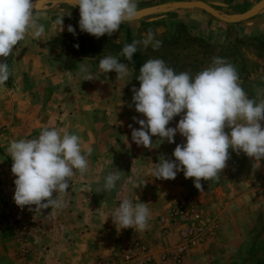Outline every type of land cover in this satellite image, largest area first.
I'll list each match as a JSON object with an SVG mask.
<instances>
[{
  "label": "clouds",
  "instance_id": "1",
  "mask_svg": "<svg viewBox=\"0 0 264 264\" xmlns=\"http://www.w3.org/2000/svg\"><path fill=\"white\" fill-rule=\"evenodd\" d=\"M71 5L78 6L80 31L96 38L111 36L120 31L122 24L137 18V0H72ZM35 11V0H0V86L11 74L3 60L28 34L37 41L45 35V27L36 22ZM63 17L56 21L60 32ZM67 31L76 35L71 25ZM140 45L158 50L162 41L148 31L142 40L124 45L120 53L124 61L132 62ZM120 61L116 56H105L99 61V69L104 74L115 72L116 77L125 80L130 73L129 63ZM81 74L83 81L95 79L87 65H80ZM136 79L139 87L132 89V101L144 119L133 118L140 127L132 129V142L152 148L153 136L172 144L177 133L185 141L174 148L173 160L161 158L153 164L150 177L173 180L182 171L185 178H194V187L202 192L200 181L219 178L230 159L229 149L253 158L257 167L264 159V100L257 102L248 97L237 70L224 58L213 57L211 64L194 76L187 71L177 73L163 59H149ZM177 116L180 119L176 126L169 127ZM92 151L91 146L82 145L78 135L56 128H44L36 138L12 141L8 153L15 177L14 203L22 209L35 206L36 212L50 207L63 209L67 206L63 196L67 195L69 181L76 171H87V157ZM118 172L105 177V191L116 187ZM108 218L116 229L143 232L150 226L151 212L147 203H134L126 197L105 220Z\"/></svg>",
  "mask_w": 264,
  "mask_h": 264
},
{
  "label": "crops",
  "instance_id": "2",
  "mask_svg": "<svg viewBox=\"0 0 264 264\" xmlns=\"http://www.w3.org/2000/svg\"><path fill=\"white\" fill-rule=\"evenodd\" d=\"M143 1H137V9L144 8L141 4ZM35 17L38 24L48 28V32L45 31L42 38L43 42L53 40L57 34L69 33L60 32V30L56 32L60 26L57 27L54 24L56 21L48 19L46 14H39ZM26 37H29L30 40L33 39L31 34ZM43 52L47 55L46 58L36 53L30 54L23 51L18 56L15 55L16 58H21L23 66L21 73H25L29 78V83L26 86L27 91L20 97L22 104L29 106L26 107L28 112L31 111L30 106H36L31 108L38 112L40 120L37 122H41L38 129L56 128L61 130V121L70 119L78 121V124L81 123L79 129H74L70 125V130L67 132L78 134L82 143L85 142V145L91 146L93 151H98L102 159L96 164L90 157L87 169L89 171H86L85 176L70 179L67 195L63 196L64 200L68 202V206L59 210L53 207L52 209H42L40 212L35 211V215L44 220L40 227L42 233L50 230L44 218L56 219L59 222L63 218L62 223L68 219V225L62 224L63 226H61V222H53V227L57 229L56 232L62 233V229H64L68 233L67 239L61 238L58 243L54 240L53 249L55 251L53 254L48 255L49 258L46 254L39 255L35 264H96L100 260L113 256L132 240L149 243L154 240L157 233L158 217L165 215L177 202L188 198L196 204L203 224L205 221H209L211 226L207 230L209 236L205 242L192 250L181 264H251L256 261L253 255L258 258L262 257L261 250L264 247V159H261L257 167L253 158L247 157L243 152H233L229 149L230 159L221 175L218 179L209 181L202 179L200 183L203 191L201 192L194 187V178H185L182 171L173 180L150 177L154 168L153 164L159 163L161 158L173 160L174 148L177 144L182 145L185 142L184 137L179 133L174 137L175 143L172 144L166 140L161 142L158 137L153 136L152 148L135 146L139 156L137 163L132 165L134 168H138L137 175L123 180L118 187V192H114V188L111 191H105V177L102 176L103 167L105 169L107 167L105 159L113 158L112 154L118 153L122 147L124 149L133 147L135 143L131 140L132 130L129 126L133 124V127L138 129L140 125L126 120L124 113L118 111V108L116 109L117 115H115V109L110 108V100L101 95L99 100H95L99 102L100 112L95 109L92 111L91 101L86 100L90 96L86 82L83 81V78L77 79L78 65L66 68L63 63L56 62V59L50 56L51 54L60 56L61 52L56 48H49ZM28 57L31 61L37 59V64H24L29 59ZM240 84L243 89L248 86V91L245 92L249 98L257 102L264 100L263 72L240 82ZM73 96L75 99L76 97L79 99L73 100ZM117 99L115 104L124 103V99ZM88 103L90 109L81 117L77 109L80 105ZM60 112H63V115H60ZM179 119V116L174 117L168 126L175 127ZM261 124L264 127V121ZM115 127L117 128L115 129ZM119 127L122 130H119L116 136L114 131ZM238 156H241L242 160L238 159ZM111 161L108 162V165L113 163ZM96 168L100 169L97 173L94 172ZM135 185L139 186L136 188ZM136 196L140 202L148 204L151 212L150 226L147 230L143 232L131 228L119 230L115 228L111 218L105 220L106 216L116 205L118 206L119 201L123 198L127 197L134 203H138ZM57 198H61L60 194L57 195ZM202 201L205 202L204 207L200 205ZM19 211L25 219L31 215L23 209ZM39 236L42 237V235ZM39 241L42 240L38 239ZM176 241L177 234L174 232L160 243L161 246L162 244L173 246ZM42 245L38 246L40 250ZM258 251L260 256L256 255ZM3 259L0 256V264H13V260ZM154 264L173 263H161L156 259ZM258 264H264V259Z\"/></svg>",
  "mask_w": 264,
  "mask_h": 264
},
{
  "label": "rangeland",
  "instance_id": "3",
  "mask_svg": "<svg viewBox=\"0 0 264 264\" xmlns=\"http://www.w3.org/2000/svg\"><path fill=\"white\" fill-rule=\"evenodd\" d=\"M195 1L207 4L222 16L236 17L246 14L253 6L263 0H144L141 3L143 4L144 8H140L137 10L160 7L174 2ZM39 14L48 15V19H51V21H57L59 17L64 16L62 18V32H68L67 27L69 25L75 28L76 20L79 19V10L75 7L68 5L45 6L39 8L34 13L35 16H38ZM164 17L165 22L163 23L165 26H167V20H173L177 23L186 22L185 24H188L190 26L189 32L192 35L194 34L193 30L197 31V29L206 28L208 24L207 20L209 19L211 20L209 22L210 30L207 29V34L211 35L210 38H208L207 40L212 44H216L215 46L217 48L225 46L227 42L225 38V35L227 34L226 24L219 22L218 20L210 17L206 13L197 9L178 10L166 15L149 17L142 20L128 22L126 24H129L131 30L135 31L139 23L142 21L157 22L158 20L160 25H155L152 29L157 33V36H161L166 34L167 32V27L166 29H164L159 19ZM54 24L59 27L56 22H54ZM235 26L237 27H234L233 29L234 34H236L242 39L251 35L263 34L264 36V9L260 10L258 14L249 21H246L241 24H235ZM59 30L60 27L56 30V32H58ZM123 30L120 29V31L114 32L111 36L105 35L99 38L94 37V41L103 43L105 40H108L112 44H109L107 49L112 50V53H115L118 49L120 50V34ZM45 31L48 32L47 27H45ZM58 35L60 34H57V36ZM54 39L51 41L44 42L42 40H38L37 42V40L35 39L30 40L29 37H26L25 40L21 41L17 45L16 49L12 52V54L3 60L6 61V63L9 65L11 74L6 84L4 86H0V256L1 258H4L3 260H13V264H35L38 258L40 257L39 255L42 254H46L47 258H49L48 255L53 254V252L55 251L53 249L54 240H56V243H58L61 238L65 240L68 237V233L65 232L64 229H62V233H60V231L56 232L57 229L56 227H53V222H59V220L52 218H44L47 226L50 227V230L46 231L45 233H42L40 227L44 220L41 219L39 216L35 215V206H25L23 208V211L27 212L28 214H31L26 219L20 215L21 211L19 210H22V208L18 207L13 200V181L15 177L11 173L12 162L8 153V147L12 141L36 138L42 130L38 129L41 125V122H37L40 120L38 112L32 109L36 106H30L31 111L28 112L26 107L29 106H24V104H22L20 100L22 93H26L27 91L26 86L29 83V78L25 73H21V70L23 68L20 61L21 58H16L15 55L18 56V54H20V52L22 53L23 51L24 53L30 54L36 53L39 54L41 57L46 58L47 55H45L43 51L52 48L51 44ZM246 43L249 46V49L254 50L249 40H247ZM58 50L61 52L60 56H54L52 54L50 56H53V58L56 59V62H60L65 65L66 60L63 59L65 58L64 52L60 49ZM255 50L258 52L257 49ZM246 55L248 57H251L252 53L248 51V49H246ZM50 56H48V58H50ZM105 56H108V54L96 56L86 61H76L78 63L69 62V65H71V67H74L76 64L78 65V67H80L81 64L87 65L89 71L93 74L95 78L92 80L85 81L87 85V90L90 94L89 97L85 98L86 100L91 101L90 105L92 106V111L95 109L100 112L99 102H96L95 100H99L98 98L101 95L102 97H105L110 100L109 105L110 108L112 107V109H115V115H117L116 109L118 108V111H120L122 114L124 113V118L128 121L135 122L133 118H135L136 120L144 119L142 114H139L135 111L134 104L132 101V89L134 87H139V81L136 79L139 74H136V72L130 66L129 76L125 80H120L118 77H116L115 72H108L107 74L102 73L99 69V61ZM28 58V63L26 61L24 64H37V59L31 61L30 57ZM77 76V79L83 78L82 74ZM247 87L248 86L244 88V91H248ZM73 97V100L79 99L78 97H76V99L75 96ZM117 98L124 99V103L115 104L118 100ZM90 105L88 103L87 105H80L78 107L77 112L81 114V117L86 114V111H89ZM60 115H63V112H60ZM70 125H72L74 129H79L81 127V123L78 124V121L70 119L69 121H61L60 129L68 131L70 130ZM133 126L134 125L132 124L130 130L134 128ZM116 128L117 127H115V129ZM119 130H122V128L119 127L117 130H115L114 135L117 136V132H119ZM73 133L76 134L75 132ZM82 145H85V142H83ZM135 146L136 144H133V147L130 146V148L124 149V147H122L121 149H119L118 153L112 154L113 158H106V161L103 160L104 162H107L106 169L104 167L102 169L103 178L109 174H116L117 170L119 171L118 174L120 176V180L117 181L116 187L114 188V192L119 191L118 187L120 186L123 180H126L128 177L137 175L136 172L138 171V168H134V166L132 165L134 163H137L139 156ZM90 157H92L91 160L95 163H98V161L102 159V156L100 155V153H98V151H93L92 154L87 157L88 161L90 160ZM238 159L242 160L241 156H238ZM110 160H112L113 163L108 165V162ZM99 170V168H96L94 169V172L97 173L99 172ZM88 171L89 170H87V172ZM85 173L81 174L79 171H76L75 175L72 178L83 177L85 176ZM200 205L204 207L205 202L202 201ZM50 208L52 209L53 207ZM62 219L63 218H61V220ZM61 220V226H63L62 224L68 225V219H66V222L64 223H62ZM39 235H42L43 238ZM38 239L42 240L39 241L41 242L40 244H43L41 250L38 248L40 244H36L39 243ZM44 247L46 248L44 249ZM24 251L25 253H23ZM261 253V258H258L253 255L254 259L256 258V261L252 262L251 264H258V262L264 259V247L262 248ZM258 254L259 251L256 255Z\"/></svg>",
  "mask_w": 264,
  "mask_h": 264
},
{
  "label": "trees",
  "instance_id": "4",
  "mask_svg": "<svg viewBox=\"0 0 264 264\" xmlns=\"http://www.w3.org/2000/svg\"><path fill=\"white\" fill-rule=\"evenodd\" d=\"M164 29L167 27V32L164 35L157 36V33L152 29L155 25H160L159 21H142L137 29L132 31L129 24H122L120 29H124L120 36L121 46L115 53L107 49L108 45L112 44L108 40L103 43L95 42L94 36L81 32L76 20V35L64 33L58 35L51 44L52 48L60 49L64 52L66 68H71L69 62H76L80 59H91L103 54L115 55L124 63H129L136 74H139V69L149 59H163L166 64L173 68L177 73L189 72L195 75L199 71L205 69L211 64L213 57H222L228 63H231L239 74V82H244L258 73H264V36L251 35L249 37L240 38L234 34L235 25H226L227 40L225 46L217 48L207 39L211 34H207V29L210 30L209 22L206 28L193 30V35L190 34V26L185 23H177L173 20H167V26L164 25V18H159ZM189 26V27H188ZM151 31L155 35V39L162 41V45L158 50H153L151 46L144 48L138 46V51L133 55V61H124L120 55L124 45L132 43L134 40H142L145 34ZM210 32V31H209ZM249 40L254 50L249 49L247 45ZM75 45H79L75 47ZM246 49L252 53V56L246 55ZM257 49L258 52L255 50ZM6 62V61H3ZM69 65V66H67Z\"/></svg>",
  "mask_w": 264,
  "mask_h": 264
},
{
  "label": "built area",
  "instance_id": "5",
  "mask_svg": "<svg viewBox=\"0 0 264 264\" xmlns=\"http://www.w3.org/2000/svg\"><path fill=\"white\" fill-rule=\"evenodd\" d=\"M202 220L194 201L188 198L177 202L165 215L158 217V230L153 241L142 243L132 240L113 256L96 264H154L156 259L161 263L181 264L209 236L207 230L211 224L209 221L203 224ZM174 232L177 234L176 243L173 246H161L160 242Z\"/></svg>",
  "mask_w": 264,
  "mask_h": 264
},
{
  "label": "water",
  "instance_id": "6",
  "mask_svg": "<svg viewBox=\"0 0 264 264\" xmlns=\"http://www.w3.org/2000/svg\"><path fill=\"white\" fill-rule=\"evenodd\" d=\"M72 0H35V9L36 11L39 8L45 6H59V5H71ZM78 9V6H73ZM183 9H197L200 10L210 17L218 20L219 22L226 25H235L241 24L246 21H249L253 17H255L260 10L264 9V0L253 6L246 14L236 17H225L216 12L210 6L203 2L195 1V2H174L171 4L163 5L160 7H153L149 9H141L137 10V18L134 20H142L149 17H154L158 15H166L178 10ZM79 10V9H78ZM128 23V22H126ZM125 24V23H124Z\"/></svg>",
  "mask_w": 264,
  "mask_h": 264
}]
</instances>
